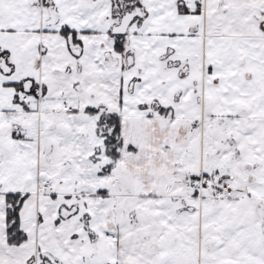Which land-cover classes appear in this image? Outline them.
Returning a JSON list of instances; mask_svg holds the SVG:
<instances>
[{"label": "snow or ice", "instance_id": "1", "mask_svg": "<svg viewBox=\"0 0 264 264\" xmlns=\"http://www.w3.org/2000/svg\"><path fill=\"white\" fill-rule=\"evenodd\" d=\"M0 264H264V0H0Z\"/></svg>", "mask_w": 264, "mask_h": 264}]
</instances>
